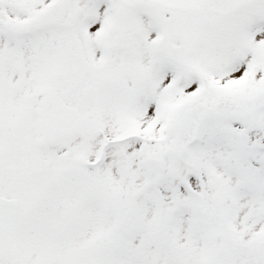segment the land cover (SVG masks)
<instances>
[{
	"label": "snow or ice",
	"instance_id": "1",
	"mask_svg": "<svg viewBox=\"0 0 264 264\" xmlns=\"http://www.w3.org/2000/svg\"><path fill=\"white\" fill-rule=\"evenodd\" d=\"M0 264H264V0H0Z\"/></svg>",
	"mask_w": 264,
	"mask_h": 264
}]
</instances>
